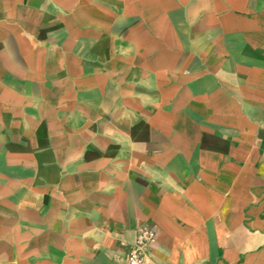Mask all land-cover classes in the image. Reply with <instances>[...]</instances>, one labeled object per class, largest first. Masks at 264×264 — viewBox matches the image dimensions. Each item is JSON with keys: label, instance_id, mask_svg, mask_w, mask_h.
I'll return each instance as SVG.
<instances>
[{"label": "crops", "instance_id": "crops-1", "mask_svg": "<svg viewBox=\"0 0 264 264\" xmlns=\"http://www.w3.org/2000/svg\"><path fill=\"white\" fill-rule=\"evenodd\" d=\"M264 264V0H0V264Z\"/></svg>", "mask_w": 264, "mask_h": 264}, {"label": "built area", "instance_id": "built-area-1", "mask_svg": "<svg viewBox=\"0 0 264 264\" xmlns=\"http://www.w3.org/2000/svg\"><path fill=\"white\" fill-rule=\"evenodd\" d=\"M155 242V229L147 223L140 225L133 242L127 246L125 264H144Z\"/></svg>", "mask_w": 264, "mask_h": 264}]
</instances>
